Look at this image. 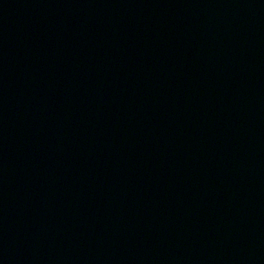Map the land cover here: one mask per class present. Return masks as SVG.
<instances>
[{"label": "water", "instance_id": "1", "mask_svg": "<svg viewBox=\"0 0 264 264\" xmlns=\"http://www.w3.org/2000/svg\"><path fill=\"white\" fill-rule=\"evenodd\" d=\"M0 264H264V0H0Z\"/></svg>", "mask_w": 264, "mask_h": 264}]
</instances>
